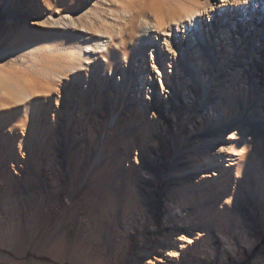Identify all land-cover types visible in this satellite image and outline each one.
I'll return each mask as SVG.
<instances>
[{
	"label": "rangeland",
	"instance_id": "1",
	"mask_svg": "<svg viewBox=\"0 0 264 264\" xmlns=\"http://www.w3.org/2000/svg\"><path fill=\"white\" fill-rule=\"evenodd\" d=\"M197 2L0 0V49L28 44L24 54H0V74L22 85L26 78L34 93L30 97L22 86L18 101L8 88L12 102L0 111V264H159V257L160 264L174 263L153 246L155 240L166 251L181 252L185 264L264 263V197L259 191L247 194L248 179L231 174L222 194L200 192L197 174L186 170L179 182L183 195H173L179 203L173 207L167 202L168 182H154L151 175L161 177L159 170L166 168L167 180L175 183L170 163L186 127L199 130L202 144L212 133L226 142L225 134L216 132L224 123L221 109L230 106L234 112L238 99L247 116L254 109L264 118V110L247 103L250 89L251 101L252 90L259 91L264 106V0H204L192 18L169 21ZM30 62L39 67L27 69ZM191 63L202 66L195 72L199 80ZM208 73L212 85L204 79ZM80 102L86 107L75 127ZM176 112L183 120L178 136ZM110 114L100 130L101 119ZM85 130L93 136L102 132L101 140L115 153L95 163L98 142L88 143ZM233 143L237 159L257 164L260 185L264 128ZM226 149L219 150L224 162ZM184 208L189 220L183 239L193 246L182 252L178 235L165 232L171 231L170 221L173 228L182 226ZM258 219L261 242L244 256L241 242L251 234L244 222ZM210 228L227 234L233 255L222 246L213 252ZM196 244L205 256L193 252Z\"/></svg>",
	"mask_w": 264,
	"mask_h": 264
},
{
	"label": "bare ground",
	"instance_id": "2",
	"mask_svg": "<svg viewBox=\"0 0 264 264\" xmlns=\"http://www.w3.org/2000/svg\"><path fill=\"white\" fill-rule=\"evenodd\" d=\"M203 1L204 0H198V2L196 4H193L189 8L184 9L183 14L182 13H173L169 17V21H176V20H179L180 18H185V17L192 18L193 15L196 13V11L199 9L198 6L199 5H201V7L204 6ZM224 1L227 2V0H220V2H224ZM211 5L212 4H210V6ZM159 25H161V23H159ZM143 32L144 31L142 30L141 33L138 34L139 35L138 47H140V44L143 42V37H142ZM183 34H184V32H183ZM185 43L188 45V42L185 41ZM179 46L182 47V45H179ZM27 47H28L27 43H21L19 45H11L10 47H3L0 49V54H4V53L10 52V51H12V52L16 51L20 54H24ZM184 47L186 48V46H184ZM190 49L192 50V48H190ZM208 51H210L209 48L205 49V52H208ZM209 60H211L210 56H209ZM223 63L225 64V60H223ZM191 66L194 70V73L197 72L196 71L197 69L202 68L201 64L199 66H197V65H194L191 63ZM38 67L39 66L36 63H31V62H30V64L28 63L26 66L27 69H34V68L37 69ZM42 72L46 77H48V79H49V77L52 79L51 71L49 70L48 67H44ZM57 74H61V72L59 71ZM194 75H195L196 80L200 79V76L197 75V73H195ZM202 78H203V76H202ZM211 78H212L211 74H209L207 79L205 78V75H204L205 81L207 80L206 82L208 84L212 85L213 81H211ZM22 86L24 88H26V93L30 97H34V93L32 91H30L29 86H28V80L26 78L24 79V85H22L18 80H16V79L14 80L13 77L9 74H6V73L0 74V91H1L0 100L2 101V106H0V111L7 110L10 107L9 105L12 102V100H11L12 97L9 96V94L7 96L8 88L13 89L14 95H15L14 97L19 101L20 96L23 94V91L21 89ZM50 90L51 89L46 88V92H50ZM250 91H251L250 89L247 90V97H248L247 103H248V105L256 103L255 104L256 108L264 110V106H262L260 104L261 95H260L259 91L255 92V90H252V94L254 97L253 101H251V98H250ZM202 96L208 97L207 89L206 90L202 89ZM242 102H243V100L238 99L237 104L232 103V106L234 107V112L232 111L233 109H231L230 106L229 107H223L221 109V112L223 113L222 114L223 115L222 120L224 121V123L221 126L222 130H218L216 132H218V134L220 136L222 135V133L225 134L222 137H224V140L226 142L215 140L214 138H216L218 135L212 133V134H210V136L207 135L208 144L207 145L202 144V142L199 140V138H197V135L199 134V130L196 128H193V126H192L193 131L191 132V130L186 127L185 138L182 140V144H180V147H179V149L175 155L176 158L173 159L172 162L170 163V166H171L170 175H171V178L175 181V183H171L167 180V178L169 176L166 175V172H165L166 168H164V167H163L164 168L163 171L159 170V172H161V177H158L155 173H151V175L154 176V182L157 180V178L160 180H165L166 182H168L167 187L169 189H168L167 202L171 206H173V207L179 206V203L177 201H175L173 195H175V194L183 195V193H182L183 190H182V188L179 187V184H180L179 182L181 181V179L184 175V172L186 170H187V172L189 171V174H192V175L194 173L197 174L199 181H200L197 183V184H199L197 186L199 187L198 191H200V192L205 191V189H207V190L209 189V190L218 191V193L222 194L224 192V190L226 189L225 184H226L227 177H229V175L233 174L235 177L239 176L240 178L248 179V182H244V183H246L244 186L245 191L247 192L248 195L253 196L255 194V192L259 191L260 195L264 197V182L261 181L260 185L257 182L259 180L258 179L259 178L258 173H257V170H259V168H258L257 164H255V163L251 164V162L237 159V154H238L237 148L235 147V145L233 143L235 139H236V141H239V140L242 141L245 137V134L251 130L257 131V130H261L264 128L263 116L259 112H257V110L255 111L254 109L252 110V116H250V117L247 116V114H245L247 109L243 106ZM85 107H86L85 103H83L82 107H81V102L79 103L80 115L76 116V122H75L76 126L75 127L80 126L79 123L81 122V120L79 118L81 117L82 108H85ZM235 107H236V111H235ZM215 108L216 107L213 106L212 113H217V111L216 112L214 111ZM237 109H238V111H237ZM114 111L116 114H118L119 108L115 107ZM84 116H85V118H84L83 122L86 121L87 114H84ZM112 118H113V115L110 114L106 118L101 119V122L98 124L99 125L98 128L100 130H103L105 125L107 123H110ZM70 119H71V117L69 115V122L67 123L68 126H71V120ZM174 119H175V124L177 126L176 136H178L179 131H180V123H183V120L181 119L180 115L177 112L175 113ZM196 119H199L201 121L203 120L201 115L196 116ZM55 123H56V121H55ZM109 131L111 132V129ZM84 132H85V136H87V138H88L87 139L88 143L96 144V142H98L97 146L99 147V149H98V152H96V156L94 157L95 163H99V161H101L102 158L107 156L108 152H114L115 153V150L111 147L108 140H104V138H103V140H101V136L103 134L102 132H98L99 133L98 136H93V134L87 133L86 130ZM74 133H76V132L74 131ZM96 135H97V132H96ZM108 137H110V135ZM95 138H97L98 141H96ZM188 141H189V143H188ZM72 143H74V140ZM186 143H188V144H186ZM228 144H231V145H228ZM224 146L230 147V149H226V152H225V155L228 156V158L226 159L227 160L226 162L223 161V159L221 158V155L219 153L220 152L219 150H222ZM76 149L78 152H80L79 154L81 155V157L85 156L87 153V150L83 151L79 147H77ZM72 150H74V149H72ZM7 160H9V159L7 158ZM182 160H184V161H182ZM183 162H184V164H183ZM12 164L14 165L13 160H12ZM262 170H263V172L261 173L260 176L264 179V165L262 166ZM189 179H190V181H197L198 180L197 178H195V176H191ZM203 185L205 186V188ZM193 186H194V184H193ZM195 186H196V184H195ZM234 196H235L234 193H232V197H234ZM259 198H261V197L259 196ZM209 205H211V204H209ZM188 211L189 210H187L186 208L179 210L180 213L185 215V218H180V220L178 222L182 226L173 228L172 227L173 222L168 221L169 223H171L170 224L171 225V231L166 230V232H165L166 234L168 232H172V233H176L178 235V238L181 240V243H177V240L175 243L177 246H179V248L182 252L190 250L192 242H193L191 239H189L188 242H185V239H183L187 236L186 225H188V220H189V215L187 213ZM260 222H262L260 219H258V221H256V222H253V221L244 222L245 225H243V226H245V228L251 233V234H249V233L247 234L248 239L242 240V242L240 241L241 245H242L241 251L244 252V256H246V254L248 255L251 253V251L253 250L254 243L261 242V239H262L261 232L262 231H261V225L259 224ZM153 230L154 231H152L151 234H154V235H156V237H158L159 236L158 230L157 229H153ZM207 238H208V241H211L214 239V243L212 244V247L214 249L213 252L215 254L217 253V248L220 249L222 246V247H228V252H230L231 255H233V251L231 250V245H230V243L229 244L227 243L228 237H227L226 233L219 231V230L214 231V230H212V228H210ZM167 241L170 245L171 242L169 240V237H167ZM204 244H205V246H207V240H205ZM153 246L156 247L161 254L164 253L165 255H168L175 260L174 263L167 260V263H169V264H182L184 262L182 257H181V252H175V251L173 252V250L171 251V249H168L166 251V249L161 245V242H157L156 240L153 241ZM235 248H238V247L233 246L232 249H235ZM202 249H203V246H201V244L200 245L196 244L195 250H197V252H195V251H193V252L196 254L198 253V255H200V256H205L204 251H202ZM72 253H76L74 248H72ZM157 260L159 261V264L161 261H163L162 258H160V257ZM183 264H185V263H183ZM262 264H264V263H262Z\"/></svg>",
	"mask_w": 264,
	"mask_h": 264
}]
</instances>
